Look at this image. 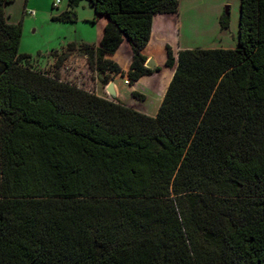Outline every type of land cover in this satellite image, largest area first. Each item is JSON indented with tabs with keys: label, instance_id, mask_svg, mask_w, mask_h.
Returning a JSON list of instances; mask_svg holds the SVG:
<instances>
[{
	"label": "trees",
	"instance_id": "obj_1",
	"mask_svg": "<svg viewBox=\"0 0 264 264\" xmlns=\"http://www.w3.org/2000/svg\"><path fill=\"white\" fill-rule=\"evenodd\" d=\"M11 2L0 0V264H264V0H240L234 50L165 47L175 69L154 116L59 73L74 52L104 84L159 72L141 51L178 0H68L54 20L86 2L91 23H107L97 46L54 54L51 75L18 53ZM124 41L125 74L108 58Z\"/></svg>",
	"mask_w": 264,
	"mask_h": 264
},
{
	"label": "rangeland",
	"instance_id": "obj_2",
	"mask_svg": "<svg viewBox=\"0 0 264 264\" xmlns=\"http://www.w3.org/2000/svg\"><path fill=\"white\" fill-rule=\"evenodd\" d=\"M12 0L4 7L6 21L9 24L21 23L22 34L18 53L28 56V63L34 70L51 75L53 55L67 50L71 44H88L97 46L100 40L103 20L95 18L93 8L82 2L73 9L72 22L54 20L69 10L68 0ZM178 24L172 45L176 44L189 50L194 49H224L234 50L238 43V22L240 0H178ZM34 11V16L26 12ZM228 17V27L221 29L219 19ZM127 47V45H125ZM128 48V47H127ZM157 50V47H155ZM123 49V50H122ZM121 52L124 51V48ZM155 58L162 59L161 49L155 53ZM117 61L118 58L113 57ZM121 60V59H119ZM114 61V60H113ZM118 64V62H116ZM156 64V63H155ZM121 68L124 64L119 62ZM156 67H159L156 65ZM164 68L161 66V71ZM159 73V72H157ZM161 74V72L159 73ZM158 74V75H159ZM60 78L71 82L97 96L114 100L126 106L133 105L144 114H153L159 105V94L148 87L150 84L139 82L135 90L144 97L143 100L133 99L130 89L124 79L108 75L107 84H104V75L90 67L87 59L81 54L71 53L60 70ZM121 79V80H120ZM112 83L114 90L119 91V97L111 98L107 93L108 84ZM124 83V84H123ZM125 85V86H124ZM116 87V88H115ZM118 95V94H117ZM121 101H120V100Z\"/></svg>",
	"mask_w": 264,
	"mask_h": 264
},
{
	"label": "crops",
	"instance_id": "obj_3",
	"mask_svg": "<svg viewBox=\"0 0 264 264\" xmlns=\"http://www.w3.org/2000/svg\"><path fill=\"white\" fill-rule=\"evenodd\" d=\"M100 20H103L102 24H101V29L103 30L104 26L107 23V20L104 17H101ZM177 20H178V10H177V13L173 14V15H155V16H153L150 40H149L148 44L143 48L141 53L143 56L146 57L147 60H152L154 62V64L156 63L155 68H159L160 69L159 73L161 72V74L153 73L152 75H149V76H143L137 82H135L132 86L127 85L126 87L130 89V93H132L133 91L137 92L135 90V86L139 82H143V83L145 82L144 83L145 85H146V82L147 83L149 82L150 85L148 87H150L151 89H154V91L159 94L158 102L161 103L163 96L165 94V91L168 87V84H169V82L173 76L174 69H175V66L172 69H168L164 65L165 60H166L165 47L168 46L171 49L174 57H176L178 51H180V50H189L188 48H183L181 46L179 47L177 44H176V46L171 44L173 41V34L172 33L174 31V38H175V35L177 32V29H176V25L178 24ZM125 45H127L128 48ZM155 47H157V50L161 49L162 52L164 53V57L162 59L156 60L157 58H155L154 55H155L157 50ZM122 48H124L123 52H121ZM113 57L118 58L117 61H115V59H112ZM108 58L112 61L114 60L113 62H115V63L118 62V64H119V62H122L125 66L124 68H121L117 63L116 64L120 67V69L125 74L128 71L129 65L131 62V52H130V48H129L128 44L124 41L121 44V46L117 49L115 54L112 56H109ZM119 59H121V60H119ZM156 65L159 67H156ZM161 66L164 68L163 72L161 71ZM118 76L120 78H122V82L124 79H127L126 76L121 77L120 75H115V77H118ZM113 86H115V85H113ZM113 89H114V87H113ZM114 92H115V96L119 97V91L117 90V88H116V91L114 90ZM160 103H159V105H160ZM159 105L157 107H155V111L153 114H146V115L154 116ZM128 107L133 108V109L141 112L139 109L133 107V105H130V106L128 105ZM141 113H143V112H141Z\"/></svg>",
	"mask_w": 264,
	"mask_h": 264
},
{
	"label": "water",
	"instance_id": "obj_4",
	"mask_svg": "<svg viewBox=\"0 0 264 264\" xmlns=\"http://www.w3.org/2000/svg\"><path fill=\"white\" fill-rule=\"evenodd\" d=\"M145 67L146 68H150V69H154L155 68V64H154V62L152 60H147L146 63H145ZM107 93H108V95L111 98H114L115 97V92H114L113 84L112 83H109L108 84Z\"/></svg>",
	"mask_w": 264,
	"mask_h": 264
},
{
	"label": "built area",
	"instance_id": "obj_5",
	"mask_svg": "<svg viewBox=\"0 0 264 264\" xmlns=\"http://www.w3.org/2000/svg\"><path fill=\"white\" fill-rule=\"evenodd\" d=\"M60 3L59 0H57L56 2H54V5L57 6L58 4ZM26 14L30 15V16H34V11H29V12H26ZM125 84L128 85V80H125Z\"/></svg>",
	"mask_w": 264,
	"mask_h": 264
}]
</instances>
